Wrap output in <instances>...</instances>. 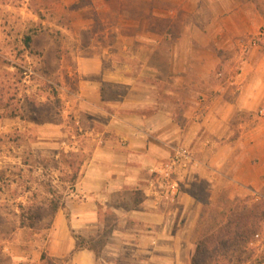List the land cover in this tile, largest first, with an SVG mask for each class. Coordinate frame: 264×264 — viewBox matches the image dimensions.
Listing matches in <instances>:
<instances>
[{
    "label": "crops",
    "instance_id": "1",
    "mask_svg": "<svg viewBox=\"0 0 264 264\" xmlns=\"http://www.w3.org/2000/svg\"><path fill=\"white\" fill-rule=\"evenodd\" d=\"M61 3L75 7L74 26L91 32L74 54L76 92L63 103L77 108L89 158L49 241L10 244L0 264H46L44 253L58 264H194L199 242L236 201L264 203V54H246L241 39L262 28L248 45L264 47L257 5ZM96 25L105 29L95 33ZM180 147L196 164L180 172L178 200L159 204L150 192L153 171ZM104 234L101 258L76 250L77 236ZM253 247L246 264H264L257 263L264 245Z\"/></svg>",
    "mask_w": 264,
    "mask_h": 264
},
{
    "label": "rangeland",
    "instance_id": "2",
    "mask_svg": "<svg viewBox=\"0 0 264 264\" xmlns=\"http://www.w3.org/2000/svg\"><path fill=\"white\" fill-rule=\"evenodd\" d=\"M252 1L258 7L259 16L264 19V0ZM75 10V7H63L61 0H0V84L9 85L13 89L25 88L28 95L37 96L43 107L35 116L49 119L48 123L37 125L24 121L21 116L8 118L13 109H9V112L0 110V174L4 173L6 180L5 184L0 183V258L5 247L10 244L19 242L23 245L35 243L43 246L50 239L51 230L32 232L19 228L15 232L11 231L13 223L18 221L15 215H20L17 204L27 205L34 190L38 192V204L44 197L41 181L47 179V174L41 166L32 168L23 164L27 154L51 157L54 151L61 149L66 153H79L83 150L89 154V139L77 136L69 119L70 116H76L77 108L74 109L72 103L70 106L63 104L76 92L74 54L91 36L90 31H83L73 25ZM33 26H40L45 33L36 38V43L29 51L24 52L21 40ZM93 29L96 33L105 27L96 25ZM262 34L263 29L259 28L256 35L241 38L247 45L246 54L251 52L254 57L261 59L264 54L263 45L261 49H253L248 44L261 38ZM79 37L81 42H77ZM234 66L237 67V64ZM18 69L27 73L20 75ZM17 98L19 100L23 97L21 95ZM7 101V96L0 97V102ZM31 160L28 159L30 165L35 166ZM65 170L68 168L63 167L62 174L56 172L57 182H60ZM28 185L33 187L30 193L27 191ZM72 190L67 185L66 199ZM235 203L236 207L246 212L262 211L257 209L259 203H250L247 199Z\"/></svg>",
    "mask_w": 264,
    "mask_h": 264
},
{
    "label": "trees",
    "instance_id": "3",
    "mask_svg": "<svg viewBox=\"0 0 264 264\" xmlns=\"http://www.w3.org/2000/svg\"><path fill=\"white\" fill-rule=\"evenodd\" d=\"M40 26H33L22 38V46L24 52L29 51L36 43V38L42 36ZM58 35L61 36L60 33ZM27 73L18 69V74L24 75ZM28 90L23 88L13 89L9 85L0 84V97L7 96V102H0V110L9 112L8 118H16L21 116L24 121L32 122L37 125L48 123L49 119L38 118L35 114L41 110L43 103L39 98L27 94ZM22 95V99L18 100V96ZM33 97V99L31 98ZM16 100L14 101V99ZM63 108V107H62ZM61 108V109H62ZM28 112V113H25ZM20 113V114H19ZM73 123L77 136H80V128L75 125L74 118L69 117ZM32 158L31 162L35 166L30 165L28 159ZM89 155L85 154L83 150L79 153H66L64 149L56 150L51 157H36L33 153H28L23 164L29 165L32 168L42 167L47 174V179L41 181L42 193L44 194L43 201L38 204V192L34 190L31 201L27 205L22 203L17 204L20 210V215L16 216L18 221L14 222L11 228L12 232L17 229L40 231H50L54 225L55 218L60 211H66V188L67 185L74 188L77 184L81 169L88 160ZM63 167H67L60 182L55 179L56 172H61ZM5 174H0V183L6 182ZM27 191L30 193L33 190L32 185H28ZM259 207V208H258ZM257 207L260 212H246L240 210L238 207L230 208L226 211L225 223H219L218 230L215 232L206 233L204 238L199 242L197 253L194 259V264H246L253 261L255 247L257 242L264 245V203ZM45 212V214H43ZM261 238L257 239L256 236ZM76 250H89L101 258V253L107 244V236H98L96 238H83L77 236ZM1 259V258H0ZM260 260L257 263L264 262V253L260 255ZM42 260L46 264H58L53 259H48L46 253L43 254Z\"/></svg>",
    "mask_w": 264,
    "mask_h": 264
},
{
    "label": "built area",
    "instance_id": "4",
    "mask_svg": "<svg viewBox=\"0 0 264 264\" xmlns=\"http://www.w3.org/2000/svg\"><path fill=\"white\" fill-rule=\"evenodd\" d=\"M236 64L237 67L240 66L238 62ZM218 76L221 78L223 75L219 73ZM195 164V158L190 150L182 147L175 149L169 161L153 171L150 185L151 196L159 204L175 203L181 194V188L177 180L180 172L188 170ZM256 238L260 239L261 236L257 235Z\"/></svg>",
    "mask_w": 264,
    "mask_h": 264
}]
</instances>
